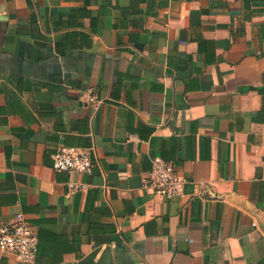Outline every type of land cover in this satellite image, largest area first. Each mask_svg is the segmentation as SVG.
Listing matches in <instances>:
<instances>
[{
	"label": "crops",
	"instance_id": "crops-1",
	"mask_svg": "<svg viewBox=\"0 0 264 264\" xmlns=\"http://www.w3.org/2000/svg\"><path fill=\"white\" fill-rule=\"evenodd\" d=\"M157 156L179 196L144 186ZM19 212L37 256L0 264H264V0H0V227Z\"/></svg>",
	"mask_w": 264,
	"mask_h": 264
},
{
	"label": "built area",
	"instance_id": "built-area-1",
	"mask_svg": "<svg viewBox=\"0 0 264 264\" xmlns=\"http://www.w3.org/2000/svg\"><path fill=\"white\" fill-rule=\"evenodd\" d=\"M90 102H99L97 96L91 95ZM53 167L57 171L86 174L93 173L96 166L93 148L90 146H60L52 154ZM187 179L180 175L175 166L161 156L152 160L149 176L144 186L166 198L182 194ZM70 192L84 190L87 184L70 180ZM39 239L31 222L22 212L16 214L13 222L0 227V255L15 254L23 262L33 261L38 253Z\"/></svg>",
	"mask_w": 264,
	"mask_h": 264
}]
</instances>
